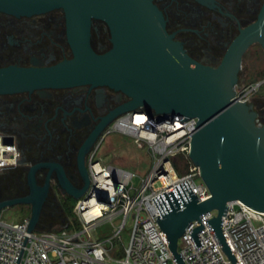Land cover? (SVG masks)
<instances>
[{"label": "water", "instance_id": "obj_1", "mask_svg": "<svg viewBox=\"0 0 264 264\" xmlns=\"http://www.w3.org/2000/svg\"><path fill=\"white\" fill-rule=\"evenodd\" d=\"M52 9L64 12L67 40L72 58L42 68L0 69V94L84 84L107 86L126 95L127 101L114 109L104 128L121 114L142 109L155 115L196 118L191 130L188 159L198 168L209 198L198 202L187 181L168 193L152 198L159 215L155 221L168 242L177 264V240L193 220L200 225L189 233L195 247L203 226L199 217L215 210L205 221L232 264L233 255L221 234V217L227 203L239 201L264 212V121L257 123L252 106L235 98L243 54L252 44L264 52V2L256 21L232 41L216 67L195 62L166 32L162 14L152 0H0V11L30 16ZM92 20L104 22L111 48L102 54L90 46ZM6 143L11 144L9 139ZM81 167L79 188L62 182L64 193L79 199L89 179ZM22 198L0 202V211L17 204L30 206L27 231L15 264H18L29 232L38 228L46 189Z\"/></svg>", "mask_w": 264, "mask_h": 264}, {"label": "built area", "instance_id": "obj_2", "mask_svg": "<svg viewBox=\"0 0 264 264\" xmlns=\"http://www.w3.org/2000/svg\"><path fill=\"white\" fill-rule=\"evenodd\" d=\"M264 83L260 80L247 87L237 86L235 98L247 103L251 91ZM155 115L142 109L119 115L102 132L99 143L112 135L125 136L136 150L144 151L148 169L140 174L105 163L94 150L88 157L89 184L75 200L72 221L65 219L57 230L28 233L18 264H177L168 242L155 221L159 215L152 198L174 190L187 181L201 202L209 198L199 178L198 168L188 159L191 130L196 118ZM257 123H260L257 119ZM0 134V172L16 165L19 152ZM134 178L138 185H134ZM221 217V234L236 264H264V212L239 201L227 203ZM216 211L202 214L203 226L197 233L201 243L195 247L189 233L200 225L193 220L177 240L176 253L184 264H232L222 251L205 221ZM29 217L12 222L0 216V264H15L20 252ZM108 222L113 232L102 239L96 227ZM127 230L123 241L122 233Z\"/></svg>", "mask_w": 264, "mask_h": 264}, {"label": "flooded vegetation", "instance_id": "obj_3", "mask_svg": "<svg viewBox=\"0 0 264 264\" xmlns=\"http://www.w3.org/2000/svg\"><path fill=\"white\" fill-rule=\"evenodd\" d=\"M152 2L184 53L216 67L240 31L256 21L264 0ZM90 46L98 54L111 48L109 30L100 20L91 22ZM71 58L61 9L30 16L0 11V69L49 67ZM127 99L120 91L89 84L0 94V134L19 152L16 165L0 172V202L27 196L31 175L35 189H46L41 215L63 216L62 204L72 198L62 182L82 185L80 164L87 170L106 118Z\"/></svg>", "mask_w": 264, "mask_h": 264}, {"label": "rangeland", "instance_id": "obj_4", "mask_svg": "<svg viewBox=\"0 0 264 264\" xmlns=\"http://www.w3.org/2000/svg\"><path fill=\"white\" fill-rule=\"evenodd\" d=\"M263 61L264 52L260 46L256 44L249 47L242 59L241 68L239 71L238 86L242 85L247 87L260 80H264ZM236 90L237 87H235V91ZM251 92L252 94L249 96L247 103L252 106L253 110L257 113L258 121L262 123V118H264V83ZM97 155L102 156V160L107 164L116 165L132 172L143 174L148 169V158L145 156V152L136 150L129 139H127L125 136L112 135L107 137L100 145ZM133 182L134 185H138L139 180L134 178ZM73 205L71 206V210ZM62 206L65 208L67 207L65 203H63ZM45 213L46 211H44L42 217L39 220L38 228L35 230L36 232L48 229L57 230L64 225V215L57 218H52L44 215ZM29 215L30 209L26 204H17L0 211V216L3 220L12 222L20 221L24 217H29ZM72 219L73 216L70 212L67 220L72 221ZM112 232L113 228L108 222L99 224L95 230L98 239H102L104 236H107ZM126 232L127 230H124L122 233L124 242L127 241V237L124 234Z\"/></svg>", "mask_w": 264, "mask_h": 264}, {"label": "trees", "instance_id": "obj_5", "mask_svg": "<svg viewBox=\"0 0 264 264\" xmlns=\"http://www.w3.org/2000/svg\"><path fill=\"white\" fill-rule=\"evenodd\" d=\"M262 120L264 121V118H262ZM75 203V201L73 200V199H71L69 202H66L65 204L67 205V207L65 208V207H63L62 206V208H63V215H64V218L65 219H67V217H68V215L70 214V212H71V206L73 205V204ZM72 204V205H71ZM41 217H42V215H41ZM40 217V218H41ZM42 228V227H41ZM45 228V227H44ZM48 230H52V229H48Z\"/></svg>", "mask_w": 264, "mask_h": 264}]
</instances>
